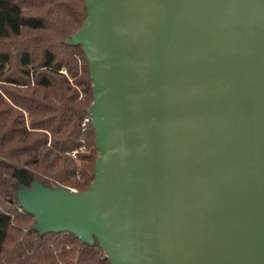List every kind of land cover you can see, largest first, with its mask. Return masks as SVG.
<instances>
[{"label":"water","instance_id":"obj_1","mask_svg":"<svg viewBox=\"0 0 264 264\" xmlns=\"http://www.w3.org/2000/svg\"><path fill=\"white\" fill-rule=\"evenodd\" d=\"M86 5L95 179L20 185L33 227L112 264H264V0Z\"/></svg>","mask_w":264,"mask_h":264},{"label":"trees","instance_id":"obj_2","mask_svg":"<svg viewBox=\"0 0 264 264\" xmlns=\"http://www.w3.org/2000/svg\"><path fill=\"white\" fill-rule=\"evenodd\" d=\"M87 17L86 0H0V264H112L97 238L34 228L19 200L20 185L86 191L95 179L93 79L69 43Z\"/></svg>","mask_w":264,"mask_h":264},{"label":"built area","instance_id":"obj_3","mask_svg":"<svg viewBox=\"0 0 264 264\" xmlns=\"http://www.w3.org/2000/svg\"><path fill=\"white\" fill-rule=\"evenodd\" d=\"M78 150H73L70 154L74 159H77Z\"/></svg>","mask_w":264,"mask_h":264},{"label":"rangeland","instance_id":"obj_4","mask_svg":"<svg viewBox=\"0 0 264 264\" xmlns=\"http://www.w3.org/2000/svg\"><path fill=\"white\" fill-rule=\"evenodd\" d=\"M20 189H21V192L24 191V188L23 187H20Z\"/></svg>","mask_w":264,"mask_h":264}]
</instances>
